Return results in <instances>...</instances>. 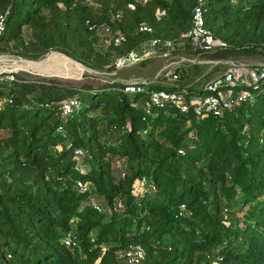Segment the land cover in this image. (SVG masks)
<instances>
[{
  "label": "trees",
  "instance_id": "1",
  "mask_svg": "<svg viewBox=\"0 0 264 264\" xmlns=\"http://www.w3.org/2000/svg\"><path fill=\"white\" fill-rule=\"evenodd\" d=\"M92 1L0 0V45L29 60L57 51L100 71L156 38L211 60L264 54V0H205L206 27L220 41L208 49L184 38L196 0ZM102 25L110 40L99 50ZM11 74H0V264H129L119 252L136 247L140 264H264V83L252 100L200 119L174 105L148 109L162 84H36ZM69 99L77 104L63 115ZM111 131L117 142L107 141ZM91 194L111 211L97 210Z\"/></svg>",
  "mask_w": 264,
  "mask_h": 264
},
{
  "label": "built area",
  "instance_id": "2",
  "mask_svg": "<svg viewBox=\"0 0 264 264\" xmlns=\"http://www.w3.org/2000/svg\"><path fill=\"white\" fill-rule=\"evenodd\" d=\"M146 1L147 0H143L142 2ZM205 4V0H196L191 15V26L184 34L185 39H188L193 46L201 49L212 48L220 44V41L213 38L211 31L206 27ZM129 6L131 8L135 7L133 3ZM163 13L164 12L158 11L157 15ZM88 24L90 28L94 27L92 21H88ZM0 30L3 31L2 22L0 24ZM108 30H110L109 27ZM140 30L151 32L152 28L148 24L142 23L140 25ZM124 41V34L117 32L116 36L113 38L114 45L119 46ZM146 44H148V46H145ZM158 44H162L164 48L170 50L174 45V41L156 38L149 43H145L140 50H132L128 54L118 55L115 59L116 68H124L146 60L155 53V46ZM164 55L168 56V52ZM184 61L195 62L187 58H181L178 62ZM220 61L224 62L226 66L225 69L221 73L206 80L200 92H195L191 85L179 84V80L182 76L180 70L167 73L170 82L162 84L163 87L155 88L150 91L149 100L146 102L147 108L150 109L152 105H174L181 112L191 111L198 118L205 119L210 116L221 117L244 101L252 100L254 98L253 89L264 83V65L235 59ZM7 78L13 80L14 75L11 74ZM131 82L134 84L148 83L146 81ZM252 84H257V86L250 88ZM2 103L3 101L0 99V106H2ZM76 104V99L64 101L61 105L62 114L67 115L70 113L72 107ZM82 154L83 152L81 150H77L74 158H78ZM146 183L147 181L145 178L137 181L134 185V190L136 192H142ZM77 187L83 192L92 190L91 184L83 181H77ZM90 203L97 210H103L96 200L92 199ZM64 243L66 245L72 244L68 237L64 239ZM119 255L129 264H140L144 259L145 252L143 249L136 247L120 251Z\"/></svg>",
  "mask_w": 264,
  "mask_h": 264
},
{
  "label": "rangeland",
  "instance_id": "3",
  "mask_svg": "<svg viewBox=\"0 0 264 264\" xmlns=\"http://www.w3.org/2000/svg\"><path fill=\"white\" fill-rule=\"evenodd\" d=\"M83 1L90 6H96V1ZM136 1L142 2L143 0ZM1 32L2 30H0ZM96 38L97 42L95 46L97 49L103 50L107 47L110 40V30H108L106 25L97 28ZM145 46H148V44ZM166 52H168V56L164 55ZM181 58L191 59L195 62L184 61L179 63L178 61ZM240 60L264 65V54L260 53L254 56L240 58ZM194 65L202 67L200 74L196 69H193ZM225 67L224 62L220 60L206 59L201 54H195L190 48H187L185 42L174 44L170 50L163 47L156 48L152 56L140 63L105 71L95 70L85 66L57 51H51L38 60H29L13 54L7 48L0 45V74L9 73L7 76L9 77L12 72L21 73L23 78L36 84L46 83L48 80L70 81L75 84H82L86 81L106 83L122 80L165 84L170 82L167 73L180 70L184 74V70L193 69V72H191L193 73L192 81L186 82L187 79L184 80L183 78V83L179 81V84L191 85V87H194L193 90L198 92V84H203L209 78L221 73ZM201 74L202 76H200ZM255 86L257 84H252L250 88ZM106 138L108 142H117V133L111 131L107 134ZM115 166L121 172L126 168V162L125 160H118L115 162ZM92 199L98 201L100 205L102 204L105 210L111 211V208L106 202L98 198L97 195L91 194L87 201L90 202ZM102 205L101 207L103 208ZM209 261V264H219L218 259L214 257L209 259Z\"/></svg>",
  "mask_w": 264,
  "mask_h": 264
},
{
  "label": "water",
  "instance_id": "4",
  "mask_svg": "<svg viewBox=\"0 0 264 264\" xmlns=\"http://www.w3.org/2000/svg\"><path fill=\"white\" fill-rule=\"evenodd\" d=\"M78 62V61H77Z\"/></svg>",
  "mask_w": 264,
  "mask_h": 264
}]
</instances>
